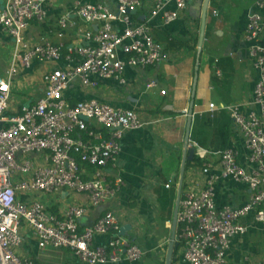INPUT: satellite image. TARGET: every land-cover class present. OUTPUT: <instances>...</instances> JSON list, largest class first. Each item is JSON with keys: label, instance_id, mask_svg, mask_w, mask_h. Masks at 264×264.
<instances>
[{"label": "built area", "instance_id": "obj_1", "mask_svg": "<svg viewBox=\"0 0 264 264\" xmlns=\"http://www.w3.org/2000/svg\"><path fill=\"white\" fill-rule=\"evenodd\" d=\"M110 1L115 10L108 3L75 4V15L97 28L83 32L76 44L48 40L32 44L25 31L32 21L47 19L46 0H0V31L15 45L7 76L0 77V264H35L16 253L24 242V228L40 250L69 249L82 264L137 262L146 255L144 248L120 234L123 224L115 211L105 210L82 227L90 208L78 204L52 212L31 196L37 192L64 197L74 192L87 195L89 207L99 208L124 186L123 178L109 171L118 165L126 133L144 123L135 110L94 98L72 103L65 93L74 83L85 88L109 79L126 84L129 68L159 64L164 48L156 42L150 23L158 16L165 25L173 23L190 0H150L152 9L144 22L135 16L144 0ZM172 4L176 8L169 10ZM254 8L245 30L249 58L259 74L253 96L249 104L222 108L243 139L246 164H241L236 148H226L217 165L202 166V174L209 176L205 184L182 188L176 243L187 264H229L232 240L250 230L245 220L264 223V0H254ZM70 19L67 14L59 21V38L72 24ZM52 62L57 66L42 76V96L11 111L12 85L20 66L31 70ZM248 105L253 108L247 112ZM229 180L247 186L249 200L240 207L219 208L216 183ZM99 236L108 239L98 244Z\"/></svg>", "mask_w": 264, "mask_h": 264}, {"label": "crops", "instance_id": "obj_2", "mask_svg": "<svg viewBox=\"0 0 264 264\" xmlns=\"http://www.w3.org/2000/svg\"><path fill=\"white\" fill-rule=\"evenodd\" d=\"M77 2L108 3L115 10L110 0H46L47 19L31 22L25 31L27 41L32 44L46 40L53 44L79 42L83 32L96 26L85 24L75 15ZM203 5L204 0H190L186 10L169 25L164 24L162 16L151 21L152 34L164 48V58L159 64L144 69L129 68L125 73L126 84L109 79L96 87L85 88L74 83L65 93L72 103L94 98L114 107L135 110L144 123L143 127L126 133L118 165L109 171L124 180L122 190L113 200L102 207L91 208L87 195L70 193L60 201L61 212L72 207V201L90 208L81 220L82 227L90 226L108 209L117 213L123 226L130 225L125 236L144 248L146 255L140 261L120 264H166L189 123L186 109L190 111L193 105L189 147L195 148L194 159L199 157L202 164L194 159L189 161L184 188L191 184H205L209 176L202 174V166L208 162L217 165L219 153L226 148H236L241 164H246L248 151L243 139L222 108L234 103L249 104L258 80L259 74L252 66L249 44L245 41L248 17L255 11L254 0H249L248 6L234 19L227 11L228 5L234 6L232 0H210L205 40L200 48ZM175 8L172 4L168 9ZM151 9V1L144 0V7L135 15L136 20L146 21ZM67 14L71 15L72 24L59 38V21ZM9 42L15 49L14 40L0 31V44ZM2 66L4 69L0 73L3 75L0 77H6L10 63ZM38 66L40 64L34 65L31 70L20 66L18 78L12 85L11 111L42 96V76L57 63L41 64L45 67L37 74ZM37 76L36 82L34 78ZM252 108L248 105L244 109L248 112ZM172 190L175 199L169 220L170 204H166L163 198ZM215 190L219 208L225 205L240 207L250 197L247 186L230 180L217 182ZM68 197L70 205L64 202ZM52 199L55 201L54 197ZM245 223L250 230L232 240L227 255L229 264H257L264 260V223H255L251 217ZM22 234L24 242L17 250L21 258H30L35 264H82L71 250H40L31 231L24 228ZM155 234L159 235L158 240H155ZM107 239L99 236L96 243H105ZM165 241L168 242L167 248ZM175 251L173 264H187L183 260L182 247ZM150 253L155 254V262L148 257Z\"/></svg>", "mask_w": 264, "mask_h": 264}, {"label": "water", "instance_id": "obj_3", "mask_svg": "<svg viewBox=\"0 0 264 264\" xmlns=\"http://www.w3.org/2000/svg\"><path fill=\"white\" fill-rule=\"evenodd\" d=\"M209 4H210V0H204L203 10H202V26H201L200 41H199L200 48L203 47L204 40H205ZM131 14L133 15L136 14V11H131ZM192 118H193V105L191 106V109L189 111V123L187 126V132H186V138H185V150L183 152V158H182V163H181V168H180V175H179L178 188H177V198L175 201V208H174V214H173V220H172V232H171V238H170L167 258H166V264H173L175 250L178 247V244L176 243L177 216H178L179 205L181 201V194H182V188H183V183H184V175H185L187 162L192 161L194 159V155L196 152L194 147H189ZM129 229H131L130 225L123 226L121 228L120 234L122 236L126 235V232Z\"/></svg>", "mask_w": 264, "mask_h": 264}, {"label": "rangeland", "instance_id": "obj_4", "mask_svg": "<svg viewBox=\"0 0 264 264\" xmlns=\"http://www.w3.org/2000/svg\"><path fill=\"white\" fill-rule=\"evenodd\" d=\"M232 1H233L234 6L233 7H230V5H228V10L227 11L230 12V14L232 15V18L234 19V17H238L243 12L244 8L246 6H248L249 0H232ZM13 49L14 48L11 45L10 42L9 43H4L3 45L0 44V71L3 68L2 65L7 64V63L8 64L9 63L11 64L12 58H13V56H12ZM44 67L41 66V65L38 66L36 68V73L38 74L39 71H41L42 69H44ZM2 75H3V73L1 72L0 73V76H2ZM17 78L15 79V81L17 80ZM37 79H38V76H37V78H34V81L37 82ZM71 194L73 195L74 192H71ZM31 196L33 198H37L38 200H40L42 202L47 201V203L46 202L45 203L51 207L52 212H58V211H60V207H61L60 201L62 199H61V197L59 195H55V197H54L55 198V201L52 199V196L49 195V194H43V193H37V192H35L34 194H31ZM58 198H60V199L59 200H56ZM49 201H51V202H49ZM64 202L70 205V197H68ZM76 203H74L72 201L71 205H73V204L74 205H78ZM160 231H161V229L158 228V232L159 233H160ZM132 234L135 235L134 233H132ZM135 236H137V235H135ZM155 237H156L155 240H158L160 238L159 235H157V234H155ZM165 244H166L165 248H167L168 242L165 241ZM17 250H16V253H17L18 256H20ZM148 257L151 259V261H154L155 262V254L154 253H150L148 255Z\"/></svg>", "mask_w": 264, "mask_h": 264}, {"label": "trees", "instance_id": "obj_5", "mask_svg": "<svg viewBox=\"0 0 264 264\" xmlns=\"http://www.w3.org/2000/svg\"><path fill=\"white\" fill-rule=\"evenodd\" d=\"M230 121H231V119H230ZM225 140H228V137L225 139ZM227 142V141H226ZM194 161L196 162V163H198V164H202V161H201V159L199 158V157H196L195 159H194ZM189 164V162L187 163V165ZM164 201L166 202V204H170L169 206H170V210H169V217H167V219H171L172 218V212H173V210H172V205H173V201H174V199H175V191L174 190H172V192H171V194L170 195H167V193H166V195H164ZM161 218H163V219H165V217L164 216H162ZM178 247H179V245H178ZM178 247L176 248V249H178ZM175 255H176V251H175V254H174V257H175ZM175 259V258H174Z\"/></svg>", "mask_w": 264, "mask_h": 264}]
</instances>
